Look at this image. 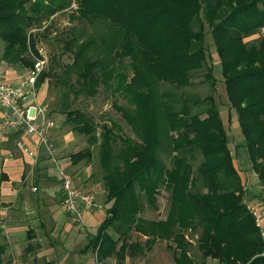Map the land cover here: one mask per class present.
Masks as SVG:
<instances>
[{
  "label": "trees",
  "instance_id": "trees-1",
  "mask_svg": "<svg viewBox=\"0 0 264 264\" xmlns=\"http://www.w3.org/2000/svg\"><path fill=\"white\" fill-rule=\"evenodd\" d=\"M67 10V21L78 27L55 38L71 58L61 72L62 124L86 137V146L68 159L87 163L96 148L109 204L86 250L123 264L163 241L173 264H196L190 241L200 264H264V243L242 202L243 184L213 96L185 91L197 75L215 91L207 31L240 146L264 196V37L243 41L264 29V0H0L1 62L31 69L42 60L39 33L32 30L43 26L40 35L47 34L50 19ZM51 76V66L41 70L34 88ZM99 87L133 139L117 135L113 123L96 125L69 108V97L91 99ZM161 190L164 220H144L140 214L155 207ZM132 234L143 242H129Z\"/></svg>",
  "mask_w": 264,
  "mask_h": 264
},
{
  "label": "rangeland",
  "instance_id": "rangeland-1",
  "mask_svg": "<svg viewBox=\"0 0 264 264\" xmlns=\"http://www.w3.org/2000/svg\"><path fill=\"white\" fill-rule=\"evenodd\" d=\"M73 3V1H72ZM71 3L70 8L74 9V5ZM69 10L57 13L50 19L48 33L40 35L41 28H36L32 30L33 33L38 34L37 37V50L42 57V70H47L51 66L54 70L55 77H48L44 80L42 85L37 89L36 98L45 107V110L54 123V129L52 130V143L55 149V155L63 164L66 171L72 176L75 185L90 193L96 198V205L94 211H98V218H104L105 210L108 208L109 204H105V191L103 188V183L101 180V174L97 162V150L94 147L92 149V156L87 163L83 161L75 165H71L68 159L70 154L80 151L86 146V137L83 135H78L69 130L67 126L62 124L64 114L61 113V102L62 94L64 90L61 86V81H63L64 76L61 73L67 65L71 62L69 54L60 53V44L56 43L55 38L57 34L75 23H70L67 21V14ZM78 27V25H76ZM38 29V30H37ZM204 37V47L206 54L208 56L207 64L211 66L212 75L215 81V91L211 93L209 86L202 80L201 75L195 76L192 79V85L185 89L186 93L193 94L199 97H204L206 95L212 94L215 105L219 112V117L222 121V125L226 131L227 135V146L230 149V153L236 152L242 141V137L239 133L237 126L236 115L233 110H228V102L225 96L224 86L222 84V79L220 75V66L218 59L213 50V44L211 36L205 32ZM45 34V36H44ZM258 37H264V30L258 31L256 35L249 38H245L243 41L249 43V40L256 39ZM3 44L0 41V55L2 51ZM54 57V58H52ZM51 58L53 61L51 62ZM0 68L6 73L8 77L12 80H8L11 84H17L22 82L25 88V81L27 80V74L30 69L22 68L19 65L10 66L1 62ZM123 79L127 81L128 76H124ZM73 81V77L71 78ZM111 97L99 87L97 94L91 99H84L82 97L72 98L70 100V109H79L86 114H88L96 125L113 123L118 130L116 134L121 137H127L133 139V133L129 127L120 118L119 114L115 111L111 104ZM117 104H122L120 98L117 99ZM245 155V150H241ZM234 159V158H233ZM236 170L238 171L237 167ZM31 175L37 174L39 177H44L41 173V169L37 167L31 168ZM46 173H44L45 175ZM46 176V175H45ZM48 180V176L45 177ZM255 188L258 191L257 196H261V187L258 180L255 181ZM263 196V195H262ZM243 202V200H242ZM244 203V202H243ZM145 206V205H144ZM167 194L164 191H160L156 197L155 207L145 206L143 212L140 216L147 221H157L161 223L164 220L167 211ZM105 208V210H104ZM103 216V217H102ZM70 224L71 232L73 234L74 241L78 242L76 245V250H79L84 246V251L86 250V245L88 244L89 238L94 234L96 226L87 227L83 230L78 228L76 224L66 219ZM98 220V219H97ZM102 221V220H101ZM86 222V220H85ZM87 224V222H86ZM88 226V224H87ZM80 230H78V229ZM189 236V235H188ZM191 236V235H190ZM144 238L138 237L135 234L130 236L129 242H139L142 243ZM192 248L190 250V255L196 264H200L201 258L198 252L193 247L194 243L188 241ZM89 255L92 257L91 251ZM104 264H116L113 258L102 261ZM205 264H218L214 260L206 259ZM123 264H173L170 257V252L166 249V243L163 241H156L151 250L145 253L141 257L134 259L125 258Z\"/></svg>",
  "mask_w": 264,
  "mask_h": 264
},
{
  "label": "crops",
  "instance_id": "crops-1",
  "mask_svg": "<svg viewBox=\"0 0 264 264\" xmlns=\"http://www.w3.org/2000/svg\"><path fill=\"white\" fill-rule=\"evenodd\" d=\"M5 76L12 80L6 73ZM17 139L24 141L33 153L35 150L33 138L17 132L0 136V174L6 177L0 182V248H3L0 249V264H91L92 257L88 250L84 251L85 245L76 250L78 242L74 241L66 219L71 220L63 211L61 193L46 159L40 154L33 161L32 157L20 154L13 145ZM241 150L245 149L239 145L236 152L230 153L232 164L235 169L237 167L243 184L244 204H255L260 199L255 188L257 178L250 168L246 151L244 155ZM35 166L42 170L44 177L31 175V168ZM31 188L36 190L33 192ZM94 210L85 213L88 227L103 220ZM261 229L264 236V218ZM262 240L264 242V237Z\"/></svg>",
  "mask_w": 264,
  "mask_h": 264
},
{
  "label": "built area",
  "instance_id": "built-area-1",
  "mask_svg": "<svg viewBox=\"0 0 264 264\" xmlns=\"http://www.w3.org/2000/svg\"><path fill=\"white\" fill-rule=\"evenodd\" d=\"M260 31L264 29H259ZM42 60H34L32 68L28 71L25 88L22 82L11 84L0 68V136L17 132L20 135L33 138L35 142L34 153L24 141H14V148L22 155L29 156L35 161L38 155H43L49 168L52 179L61 193L63 211L72 223L80 229L87 228L85 213L97 207L94 196L78 188L72 176L66 171L63 164L55 155L52 144V130L54 123L48 116L45 107L37 100L34 81L42 70ZM34 192L36 189L31 188ZM246 211L252 216L255 226L261 229V220L264 218V196L255 204H245ZM264 243V242H263ZM264 257V248L261 253ZM91 264H104L92 253Z\"/></svg>",
  "mask_w": 264,
  "mask_h": 264
}]
</instances>
